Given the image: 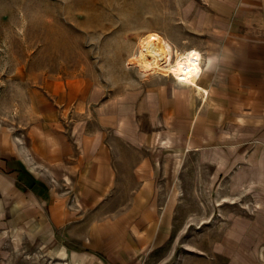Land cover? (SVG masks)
Here are the masks:
<instances>
[{
    "label": "rangeland",
    "instance_id": "obj_1",
    "mask_svg": "<svg viewBox=\"0 0 264 264\" xmlns=\"http://www.w3.org/2000/svg\"><path fill=\"white\" fill-rule=\"evenodd\" d=\"M229 3L0 0V141L6 136L10 145L3 150L0 144V264H264V150L256 143L247 147L244 133L232 145L228 134L221 135L224 142L212 148L220 137L212 132L214 103L203 106L198 90L173 74H146L139 65L140 44L151 33L170 43V63L191 48L203 55L202 65L208 62L206 53L229 29L227 17H220ZM154 88L197 95L194 112L204 108L210 128L203 137L213 141L210 148L194 142L155 155L171 163L172 191L164 182L153 200L157 220L164 219L161 208L170 211L163 225L172 230L156 246L138 250L130 246L137 242L131 229L141 215L127 214L134 200L124 196L128 191L93 198L78 183L76 167L61 165L56 173L42 153L52 151L60 135L74 155L101 135L119 163L143 156L121 150L122 140L104 117L114 115L119 97ZM140 121L148 130L149 116L140 114ZM8 158L14 159L6 164ZM21 159L49 191L37 184L39 196L36 186H18L14 168Z\"/></svg>",
    "mask_w": 264,
    "mask_h": 264
},
{
    "label": "crops",
    "instance_id": "obj_2",
    "mask_svg": "<svg viewBox=\"0 0 264 264\" xmlns=\"http://www.w3.org/2000/svg\"><path fill=\"white\" fill-rule=\"evenodd\" d=\"M220 17L222 20L227 17L229 29L219 33L224 40L214 43L206 53L208 62L202 65L204 74L201 84L205 89L208 87L209 93L200 92L203 106L207 102L205 100L214 103L210 110L212 132L220 137L214 138V141L213 138L203 137L209 133L210 126L206 123L208 117L204 116L203 107L194 112L197 95L189 91L179 94L154 88L144 93L134 91L127 99L119 97L114 115L108 112L104 117L108 122L107 128L113 129L122 140L121 150L143 153V156L121 164L119 158H115L116 149L101 135H94L90 143H83L84 147L77 152L75 150V155L72 153L73 145L64 142V137L60 135L61 147L59 141L54 139L52 151L47 148L42 153L46 154V160L54 162L56 173L61 165L71 169L76 167L82 175L78 183H82V190L91 192L93 198L111 197L116 189L128 191L124 196L134 200L127 214L141 215L138 221L132 220L134 226L131 229L137 242L130 243V246H136L138 250L156 246L158 241L169 237L172 230L163 225L170 211L161 208L164 219L157 220V204L153 200L162 194L163 188L166 189L164 182L170 183L168 191L172 188V177L167 178L168 174L171 175L168 169L171 163L167 164L166 160L157 159L155 155L171 149H186L188 144L194 142H198V146L201 144V148H210L206 144L213 141L215 145L212 148H215L224 142L221 135L225 134H228L229 145H232L237 143L242 133L247 147L250 146L252 150L256 143L255 148L264 150V0H230L228 13ZM143 113L150 118L148 130L140 121V114ZM152 138L155 140L151 141ZM0 144H4L3 150H7L9 141L6 136ZM262 155L264 153L260 151ZM72 157L74 161L70 159ZM253 157L259 158L257 150L255 154L252 153ZM13 159L8 158L6 164ZM261 161L264 164V159ZM20 163V168L14 170L18 171L17 181H21L24 188L33 191L36 186L37 192H33L39 196L37 184L49 191L48 186L33 175L26 162L21 159ZM24 178L32 185L29 186Z\"/></svg>",
    "mask_w": 264,
    "mask_h": 264
},
{
    "label": "bare ground",
    "instance_id": "obj_3",
    "mask_svg": "<svg viewBox=\"0 0 264 264\" xmlns=\"http://www.w3.org/2000/svg\"><path fill=\"white\" fill-rule=\"evenodd\" d=\"M141 59L139 65L146 74L172 75L179 84L207 93L201 84L204 68L201 64L203 55L200 51L191 48L180 54L175 62L170 63L172 47L168 41L156 33L149 34L140 44ZM3 190L10 191L8 180L2 179Z\"/></svg>",
    "mask_w": 264,
    "mask_h": 264
},
{
    "label": "trees",
    "instance_id": "obj_4",
    "mask_svg": "<svg viewBox=\"0 0 264 264\" xmlns=\"http://www.w3.org/2000/svg\"><path fill=\"white\" fill-rule=\"evenodd\" d=\"M18 184H19L18 185L19 187L21 186L22 188H24L21 181H19ZM25 189H27V188H25Z\"/></svg>",
    "mask_w": 264,
    "mask_h": 264
},
{
    "label": "built area",
    "instance_id": "obj_5",
    "mask_svg": "<svg viewBox=\"0 0 264 264\" xmlns=\"http://www.w3.org/2000/svg\"><path fill=\"white\" fill-rule=\"evenodd\" d=\"M202 64V63H201Z\"/></svg>",
    "mask_w": 264,
    "mask_h": 264
}]
</instances>
